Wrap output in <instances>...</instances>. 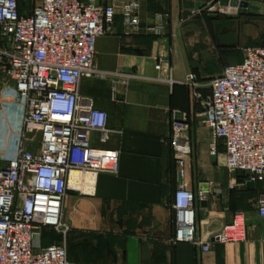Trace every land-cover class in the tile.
Here are the masks:
<instances>
[{
    "label": "crops",
    "instance_id": "0c3cea01",
    "mask_svg": "<svg viewBox=\"0 0 264 264\" xmlns=\"http://www.w3.org/2000/svg\"><path fill=\"white\" fill-rule=\"evenodd\" d=\"M92 1L116 11L111 32L96 41V68L132 76L127 82L122 76L83 78L78 89L81 99H92L107 115L114 133L105 144L94 133L91 146L118 152L117 173L99 174L93 195L69 191L61 209L66 235L44 230L41 245L64 244L68 264H264V222L256 210L264 182L250 186L229 175L222 143L211 156L203 125L212 81L224 67L241 63L245 49L264 46V0H249L244 14L197 16L191 11L219 0H140L137 34L123 26V0ZM38 3L26 0L19 12L28 14ZM188 75H195V87L185 83ZM172 120L188 126L191 154L183 182L195 195V237L211 244L205 255L190 243L170 242L173 196L181 183L170 145ZM22 123L23 109L0 71V169L14 154ZM29 138L24 144L32 150L38 142ZM205 185L209 193L200 200ZM236 214L245 241L212 242Z\"/></svg>",
    "mask_w": 264,
    "mask_h": 264
},
{
    "label": "built area",
    "instance_id": "2783aa9c",
    "mask_svg": "<svg viewBox=\"0 0 264 264\" xmlns=\"http://www.w3.org/2000/svg\"><path fill=\"white\" fill-rule=\"evenodd\" d=\"M24 1L0 0V71L23 109L21 138L0 169V264H68L65 245L43 247L41 234L50 229L65 236L68 228L61 209L67 193L93 195L97 176L116 174L119 157L116 151L91 146L94 133L105 144L114 131L92 99L79 97L81 80L122 76L127 82L132 76L104 73L94 64L96 41L114 24L113 5L39 0L23 15L19 4ZM139 7L140 0H123L122 23L129 34L139 31ZM202 13L225 15L229 8L216 1L190 15ZM5 43L8 47L2 46ZM185 83L195 87V75H188ZM203 106V125L212 140L210 155L216 156L221 142L229 175L252 185L264 182V46L245 49L241 63L224 67ZM33 130L39 141L31 150L24 141ZM187 130L185 122L170 123V145L181 181L173 196L175 232L170 242L190 243L205 255L211 244L195 237V195L183 182L191 154ZM208 193L209 185L201 187L200 200ZM256 210L264 222V190ZM245 238L242 216L236 214L211 241L242 243ZM262 246L264 252V234Z\"/></svg>",
    "mask_w": 264,
    "mask_h": 264
},
{
    "label": "water",
    "instance_id": "95a60500",
    "mask_svg": "<svg viewBox=\"0 0 264 264\" xmlns=\"http://www.w3.org/2000/svg\"><path fill=\"white\" fill-rule=\"evenodd\" d=\"M248 2L249 0H219V5L229 8V13L244 14L248 7ZM249 185L251 186V184Z\"/></svg>",
    "mask_w": 264,
    "mask_h": 264
},
{
    "label": "rangeland",
    "instance_id": "374dc122",
    "mask_svg": "<svg viewBox=\"0 0 264 264\" xmlns=\"http://www.w3.org/2000/svg\"><path fill=\"white\" fill-rule=\"evenodd\" d=\"M243 54V53H242ZM22 130H23V126H21V128H19V130H17L16 132H19V136L16 137L17 140H19L21 137L20 135H22ZM34 143L39 141V133L36 130H33V132L30 135V138Z\"/></svg>",
    "mask_w": 264,
    "mask_h": 264
}]
</instances>
